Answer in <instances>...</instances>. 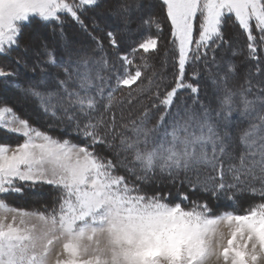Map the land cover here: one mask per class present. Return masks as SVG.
Masks as SVG:
<instances>
[{"label": "snow or ice", "instance_id": "obj_1", "mask_svg": "<svg viewBox=\"0 0 264 264\" xmlns=\"http://www.w3.org/2000/svg\"><path fill=\"white\" fill-rule=\"evenodd\" d=\"M158 2L159 13L147 0H0V57L9 61L0 81L24 111L0 98V131L23 138L0 141V210L14 213L0 215V264H206L217 243L224 264H264V0ZM109 8L122 28L107 23ZM133 10L145 30L125 48ZM229 23L246 53L225 37ZM163 24L165 71L148 77L155 89L139 115L126 116L117 93L127 89L131 104L134 86L144 91ZM21 68L31 73L23 82ZM165 180L188 191L173 197ZM45 186L53 198L42 209L8 203ZM196 192L231 194L232 210L214 211L208 199L189 207ZM237 194L259 202L237 212Z\"/></svg>", "mask_w": 264, "mask_h": 264}, {"label": "rangeland", "instance_id": "obj_2", "mask_svg": "<svg viewBox=\"0 0 264 264\" xmlns=\"http://www.w3.org/2000/svg\"><path fill=\"white\" fill-rule=\"evenodd\" d=\"M124 1V0H122ZM112 2L115 1H111L110 0V4ZM117 2V0H116ZM125 3L129 4V5H135L136 3H138V0H125ZM149 5H152V3L149 1L148 2ZM156 7L159 8V4H156ZM154 8V7H153ZM151 8L152 11H154V9ZM155 12V11H154ZM159 12H160V8H159ZM156 12V13H159ZM106 15L108 16V20L107 23L112 26V27H117V28H122V25L120 24V21L111 14V8H109L108 13H106ZM133 17H137L138 18V23H136L135 25L132 26V30H128V29H124V31L127 33V38L124 41L127 42H131L134 40V37L136 36V34L139 32L140 29H142L144 26L141 25V21H140V13L136 12L135 10L132 11L130 18ZM131 25V24H130ZM103 26V25H102ZM165 29H167V31H169V26H167ZM168 35V36H167ZM163 36L166 38L164 39L165 41L169 38V33L168 34H163ZM225 37L232 38V43L234 46L241 48L245 51L246 53V47H245V36L241 33L240 29L238 28V26L233 25L231 23H229L228 27L225 29ZM161 57H158V62L160 61ZM236 61L238 64H247L249 63L246 60L245 55H239L236 57ZM6 63H9V61L6 58L0 57V65H4ZM161 63V62H159ZM171 62L168 60L167 61V65H170ZM162 65V64H161ZM147 71L145 72V76L142 80V83L139 85L140 88H143L144 91L143 92H138L137 90H135V86H134V90L132 92V102L131 104L128 103L129 97L126 96V98H123V103L120 105V107L124 110V114L127 116L129 114V112H131V114L133 116H136L139 114L140 111H142V104L141 102H143L144 104H148L149 100L148 97L151 94L149 91V88L151 87L152 90L155 89V84L150 85L149 84V80L148 77L153 76V73L156 72H164V68L162 66L157 67L154 70H149L146 69ZM168 80H170L171 78V72L166 74ZM242 75H243V67H242V72H241V77H238L236 81H234L233 83L239 85L243 83L242 80ZM29 78V76H27V74L25 73V75H21L20 74V81L23 82L25 80H27ZM156 79L158 80L159 77H156ZM253 83L255 84V78L253 80ZM204 90H208V93H210V89H204ZM126 91L125 93H127V89L123 90V92ZM16 89L12 87L11 83L6 82L4 83V81L0 82V98L6 99L9 104L14 105L15 102V97H16ZM124 94V93H121ZM205 95V93H203L202 97ZM120 96V94H119ZM191 103V102H189ZM16 110L18 112V114L20 115H24V111H21L19 106H16ZM29 115H31V112L28 113ZM117 115H119V112L117 113ZM32 123H36V124H40L44 129H46L47 125L45 123L44 119H41L40 117H33L32 119ZM154 123V122H152ZM247 122L242 124V127H247ZM40 126V127H41ZM38 126V128H40ZM41 127V128H42ZM149 127H151V124H149ZM43 129V130H44ZM56 130V132L60 133L59 129H53V131ZM56 132H53V134H55ZM2 133H6L9 134L11 137H8L5 135L0 137V141H4V142H9L11 143L13 146L15 145V143L17 142H22L20 140V138H16L15 135L13 137V134L7 133V132H2ZM1 132H0V136H1ZM14 138V139H13ZM164 186H166V189H170L173 193V197L175 196V193L178 191H188L187 186L185 185L183 188H181L180 184L177 183L175 186H172L167 180L164 181ZM149 191H152V189H148ZM39 191V190H38ZM42 191L45 193V195H39L37 193H33V192H28L26 190V194L23 196H17V195H13L10 196L8 198V203L10 205H14L17 208H21L23 210L26 211H34V210H39L42 209V207L44 206L45 203H49L51 199L53 198L52 196H49L48 193H50V189L45 186L43 187ZM228 195L231 194H221L220 197L218 199H211L208 196H206L203 192H196V193H189V201L186 202V204L191 207V202L193 201H203L204 199H208L209 204L213 207L214 211H219L222 212L224 210H232L229 206L232 203V201H230L228 199ZM46 197V198H45ZM47 200V201H45ZM21 201H25L27 202L29 205H23L21 204ZM33 202V203H32ZM253 202H259V197L258 196H250L247 194H237L236 198H235V204H236V208L235 210L237 212L239 211H243L250 203ZM32 203V204H31ZM0 215H6L8 217L9 220H11L12 216L14 215L13 212L8 211V210H0ZM20 217H17V222H19ZM26 222L28 224H33L35 223L38 227L40 226L41 222L34 218V217H26L25 218ZM216 233H217V239L220 243H223L224 245L227 244V239L230 238V229L227 226L226 223H221L218 224L216 226ZM223 234L222 239L220 238V234ZM217 247V252L215 255L211 256L206 264H224L223 258L222 256L219 255V252L222 251V249L219 248V243H217L216 245Z\"/></svg>", "mask_w": 264, "mask_h": 264}, {"label": "trees", "instance_id": "obj_3", "mask_svg": "<svg viewBox=\"0 0 264 264\" xmlns=\"http://www.w3.org/2000/svg\"><path fill=\"white\" fill-rule=\"evenodd\" d=\"M111 1H115V2H112L111 4H115L116 3V0H111ZM151 2L152 3V5H154V11L155 12H159V8L158 7H156V4H159V2H158V0H147V2ZM119 2L120 3H125V0L124 1H122V0H119ZM131 21H132V23H131V25L129 26V28H130V30H132V29H134V28H132V26L133 25H135L136 23H138V18L137 17H133V18H131ZM168 25L167 24H163V29H164V31H163V34H168L169 33V31H167V29H165L166 27H167ZM145 30V27H143L142 29H140L139 30V32L136 34V36L134 37V40L136 39V38H138V36H139V34L142 32V31H144ZM151 31H153V32H155V27L153 26V28L151 29ZM168 36V35H167ZM168 39H170V36H169V38ZM168 39L165 41V40H162L161 41V49H160V52L158 53V54H156V55H154L152 58H151V60H150V64L152 65V67L151 68H149V70H154V69H156L157 67H159V66H161V64H163V62L165 61V59H166V57H165V49L167 48V49H170L171 48V45L168 43ZM134 40L133 41H131V42H127V41H124L123 42V47H125V48H127L129 45H132L133 44V42H134ZM140 53H137V63H139L140 62V60H139V57H140ZM261 55L262 56H264V52H262L261 53ZM161 57V59H160V61L159 62H161V63H159L158 62V57ZM112 59H115V57H112ZM170 61L171 62V64H172V58H171V54L169 53V55H168V57H167V61ZM171 64L170 65H167V72H166V74H168V73H170V72H172V68H171ZM147 71V70H146ZM145 71V72H146ZM157 71V70H156ZM155 71V72H156ZM165 71V70H164ZM25 73L27 74V76H31V73H29V72H27L25 69H23V68H21L20 69V74L22 75H25ZM189 73H190V70H189ZM170 80H171V78H170ZM169 80V81H170ZM0 82H2V81H0ZM4 83H6V81H4ZM126 91H124L123 93L124 94H121V93H117V96L119 97V94H120V96L121 95H123V98H126V93H125ZM206 92H208V90H204V89H202V91H201V97H202V95H203V93H206ZM184 95H189L188 93H184ZM203 98V97H202ZM253 98V96H250L249 97V99H252ZM189 102H191V101H189ZM140 113V112H139ZM139 115V114H138ZM152 122H155L154 120L152 121ZM34 124V126L35 127H37L38 128V126L40 127L41 125L40 124H36V123H33ZM247 126V125H246ZM42 127V126H41ZM40 127V129L41 130H43L44 128L42 127L41 128ZM45 130V129H44ZM1 132V136L0 137H2V136H4L5 135V137L6 136H8V137H11L9 134H6V133H2L3 131H0ZM53 132H56V130H54ZM60 133H58V132H56L55 133V135H59ZM13 137H14V135H13ZM15 137L16 138H20V140L22 141L23 140V138L22 137H20V136H17V135H15ZM14 139V138H13ZM46 198V197H45ZM45 201H47V200H45ZM33 203V202H32ZM31 203V204H32ZM21 204H23V205H29L27 202H25V201H21Z\"/></svg>", "mask_w": 264, "mask_h": 264}]
</instances>
